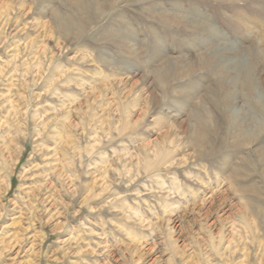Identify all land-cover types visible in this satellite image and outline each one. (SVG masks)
Instances as JSON below:
<instances>
[{"label": "rangeland", "instance_id": "obj_1", "mask_svg": "<svg viewBox=\"0 0 264 264\" xmlns=\"http://www.w3.org/2000/svg\"><path fill=\"white\" fill-rule=\"evenodd\" d=\"M0 264H264V0H0Z\"/></svg>", "mask_w": 264, "mask_h": 264}]
</instances>
